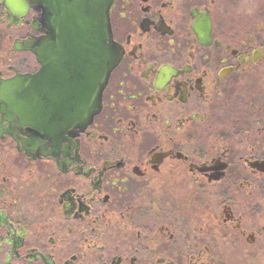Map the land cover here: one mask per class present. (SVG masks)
I'll return each instance as SVG.
<instances>
[{"label": "flooded vegetation", "instance_id": "af4514ba", "mask_svg": "<svg viewBox=\"0 0 264 264\" xmlns=\"http://www.w3.org/2000/svg\"><path fill=\"white\" fill-rule=\"evenodd\" d=\"M11 1L0 264H263L264 0H113L121 58L99 113L67 133L11 105V81L39 69L20 48L47 38L61 0Z\"/></svg>", "mask_w": 264, "mask_h": 264}, {"label": "water", "instance_id": "95a60500", "mask_svg": "<svg viewBox=\"0 0 264 264\" xmlns=\"http://www.w3.org/2000/svg\"><path fill=\"white\" fill-rule=\"evenodd\" d=\"M112 1L61 0L58 11L52 7L47 38L20 48L39 65L34 75L11 81V105L21 122L44 126L50 120L67 133L84 130L99 113L101 94L121 58L111 39ZM11 2L16 11L25 8L21 0Z\"/></svg>", "mask_w": 264, "mask_h": 264}, {"label": "rangeland", "instance_id": "374dc122", "mask_svg": "<svg viewBox=\"0 0 264 264\" xmlns=\"http://www.w3.org/2000/svg\"><path fill=\"white\" fill-rule=\"evenodd\" d=\"M264 264V260H260Z\"/></svg>", "mask_w": 264, "mask_h": 264}]
</instances>
